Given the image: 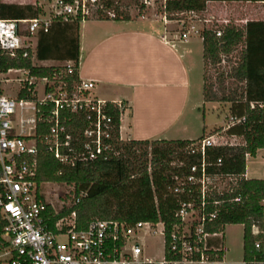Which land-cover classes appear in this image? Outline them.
Instances as JSON below:
<instances>
[{
	"label": "trees",
	"instance_id": "1",
	"mask_svg": "<svg viewBox=\"0 0 264 264\" xmlns=\"http://www.w3.org/2000/svg\"><path fill=\"white\" fill-rule=\"evenodd\" d=\"M209 1H250L264 0H173L168 2L166 11L169 19H179L171 13L204 11ZM112 3H108V7ZM142 8L144 6H141ZM39 4L8 3L0 0V17L7 19H32L44 15ZM100 19L110 18L101 14ZM114 19L130 20V15L116 14ZM83 18L64 21L61 17L53 18L48 32H40L35 48L19 49L15 56L0 52V72L10 69H24L29 77L55 80L66 85L69 91L80 82V30ZM222 31L218 36L217 32ZM28 34V32L26 33ZM204 46V60L207 64L219 65L223 55H229L240 44H244L240 57L231 69L229 76L242 84L240 89H232L223 100L230 102L231 117L236 121L227 133L243 139V144L235 147H212L206 150L208 172L232 174L238 182L230 193L213 194L209 200H223L216 221L208 224L207 229L216 231L228 224L244 225V264H264L263 254L256 250L258 238L252 228L256 223L262 226L264 217V179L247 178V156L255 157L258 150L264 148V20H250L245 28L227 25L223 28H203L200 31ZM27 56H24L25 53ZM39 61L54 60L62 65H37ZM68 63H71L69 65ZM72 69V72L69 70ZM18 96L37 99L35 84L22 81ZM51 103L41 107L43 119L38 123L36 137L39 146L38 183H65L74 186V201L84 194L79 203L65 207L58 213L48 204L49 226L54 227L58 219L77 212L79 227H85L92 219H118L129 224L138 221H163L170 230L178 221L176 212L180 202L195 198L187 194L175 195L172 188L175 177L190 173L194 164L202 161L200 154L189 152L190 145L197 140L154 139L124 141L120 137L121 114L112 102L106 104V113L112 118V136L106 144L111 148L94 161H77L74 165L59 162L48 150L45 137L50 130L46 121ZM67 134L71 135L67 153L72 155L82 150L83 133L89 126L86 112L73 113L69 109L62 114ZM218 128L217 130H221ZM222 159V164L215 162ZM182 163L181 166L179 164ZM44 198V196H41ZM240 197L239 201L236 198ZM214 206L209 205L208 211ZM6 221L0 210V245L4 243L1 235Z\"/></svg>",
	"mask_w": 264,
	"mask_h": 264
},
{
	"label": "built area",
	"instance_id": "2",
	"mask_svg": "<svg viewBox=\"0 0 264 264\" xmlns=\"http://www.w3.org/2000/svg\"><path fill=\"white\" fill-rule=\"evenodd\" d=\"M173 0H142L146 8H156L164 22L171 21L166 11L168 2ZM99 0H56L51 15H40L32 19H7L0 17V52L15 56L26 44L38 37L40 32H48L53 18L64 21L76 18L79 14L83 21L93 14L100 13ZM102 12V11H101ZM111 18L115 11L108 12ZM196 12L183 11L170 15L185 16ZM144 16V15H143ZM94 18V17H90ZM182 27V37L198 32L190 25L185 30V21L176 19ZM28 32V34H26ZM222 31H218L220 36ZM33 48V47H32ZM26 52L24 56H27ZM71 65V63H68ZM12 70V69H10ZM20 69H16L19 71ZM28 75V71L24 70ZM72 72V69L69 70ZM36 77L27 76L35 84ZM46 81L43 97L37 94L36 100L11 96L0 89V210L6 221L1 235L4 243L0 245V264H210L220 262L226 251L224 243L225 225L216 231L207 229L208 224L216 221L223 200H209L213 194L230 193L237 184L238 177L232 174L208 172L206 150L212 147H235L237 135L227 133V127L214 131L203 139L193 142L189 147L192 154H200L202 161L190 168L186 176L175 177L172 192L175 195L187 194L195 198L181 201L176 212L178 221L170 230L165 222L138 221L129 224L118 219H92L85 227H79L77 212L61 217L54 227L49 226L48 203L42 198L41 187L49 182L38 183L39 146L36 137L38 123L43 119L41 107L49 104L46 121L50 130L45 137L48 150L63 164L88 162L99 158L111 148L106 140L112 136V118L106 113V104L112 102L122 115V101H106L93 96V81L81 80L69 91L66 85L55 80ZM22 81V80H21ZM69 109L73 113L86 112L89 126L85 129L82 150L72 155L67 153L71 135L67 134L62 114ZM218 159L215 165H221ZM182 163L179 164L181 166ZM84 194L81 195V197ZM81 197L75 203H79ZM240 197L236 198L239 201ZM209 205L214 206L208 211ZM264 205V201H263ZM54 208V207H53ZM56 213L57 211L55 208ZM252 232L258 238L255 248L263 254L264 262V217L253 225ZM159 234L163 241V255L151 257L145 249V239Z\"/></svg>",
	"mask_w": 264,
	"mask_h": 264
},
{
	"label": "crops",
	"instance_id": "3",
	"mask_svg": "<svg viewBox=\"0 0 264 264\" xmlns=\"http://www.w3.org/2000/svg\"><path fill=\"white\" fill-rule=\"evenodd\" d=\"M1 1L18 4L29 2ZM216 2L222 1H209L204 11L196 12L195 16L198 14L203 16L201 22L195 21L192 24L198 32L191 31L185 39L182 37L180 24L175 21L178 24L177 30H169V24L173 21L164 22L162 18L139 16L131 17L130 20L89 18L82 21L80 79L94 82L93 96L106 101H122L124 105L120 125L122 140H197L201 137L193 135V112L199 110L191 101L193 75L201 69L203 79L204 73V46L200 31L205 26L215 29L210 27L211 18L214 14H224V8L231 6L230 4L246 8L259 6L260 10L255 13L257 18L251 20H264V1L234 3L223 1L220 3L223 7L218 11L214 9L217 6ZM247 22L242 28H245ZM37 61L39 63L37 65H53L54 62ZM22 70L24 71L12 69L0 72V89L3 93H6V90L2 85L1 75ZM202 85L203 80L199 93ZM35 89L39 95L36 83ZM195 114L198 120L199 113ZM205 127L204 131H207ZM260 151H264V148L259 149L255 157ZM249 157L251 156H247V162ZM246 177L259 178L248 174V166ZM225 256L226 251L220 262L210 264L225 262ZM232 263L244 264V254L242 261L232 260Z\"/></svg>",
	"mask_w": 264,
	"mask_h": 264
},
{
	"label": "rangeland",
	"instance_id": "4",
	"mask_svg": "<svg viewBox=\"0 0 264 264\" xmlns=\"http://www.w3.org/2000/svg\"><path fill=\"white\" fill-rule=\"evenodd\" d=\"M28 3L39 4L43 7L45 16L52 14L56 0H27ZM36 2V3H34ZM223 2V1H222ZM222 2H216L214 7L215 10H220L223 5ZM229 3H234V1H227ZM27 3V4H28ZM108 3H112L111 6H107ZM238 3V2H235ZM100 13L109 16L108 12L115 11L116 14L120 16L130 15V17L147 16L151 19L162 18L159 14L158 6L156 8L152 7H141L142 0H99ZM231 6L224 8V14H214L211 18L212 23L210 27L223 28L227 25H236L243 27L245 23L251 19L257 18V11L260 10L259 6H249V8L243 6H236L235 4H230ZM102 11V12H101ZM246 13V14H245ZM248 13V14H247ZM251 13V14H249ZM252 15V16H251ZM90 17L97 18L98 15L93 14ZM89 17V18H90ZM110 17V16H109ZM180 17L181 20L185 21V30L188 26L192 25L195 21H202V15L193 16L187 14ZM111 18V17H110ZM169 24V30H177L178 24L175 23L176 19H172ZM201 28L200 26H198ZM206 27V26H205ZM203 27V28H205ZM32 44L35 48L37 44V37L33 41H26V44ZM244 44H240L234 52L229 55L222 56V62L219 65L204 64L203 79L201 74V69L195 72L193 75V85H192V103L198 107L199 111L193 112L194 129L193 135L202 136L206 133L207 136L211 131L214 132L218 128H225L232 123L231 120V103L222 99L224 95H227L232 89H240L242 84L229 76L231 69L236 64L240 57L241 50ZM34 62L39 64L35 59ZM53 65H62L64 62L54 61ZM27 74L22 70L20 72L4 73L1 75L3 79L2 85L6 90V93L11 96H16L18 89H20V83L23 79L27 78ZM9 79V80H8ZM8 80V81H6ZM22 80V81H21ZM203 80L202 90L201 84ZM39 95L43 97L45 91L46 81L44 79H38L35 81ZM199 113V118L197 120L196 114ZM198 123V124H197ZM206 126V127H205ZM204 127L207 131H204ZM238 142L243 143V139L239 138ZM264 151H260L257 157H249L247 166L248 174L251 177L264 178ZM44 191V197L48 203H50L57 211H61L65 207L72 206L74 201V186L65 183H53L49 182L41 187ZM224 243L228 248L226 250V256L224 258L225 262L217 264H233L232 260L238 261L243 259L244 254V226L243 224H228L224 229ZM145 249L148 255L151 257H161L163 255V241L159 234L149 235L145 239ZM241 264V263H239Z\"/></svg>",
	"mask_w": 264,
	"mask_h": 264
}]
</instances>
